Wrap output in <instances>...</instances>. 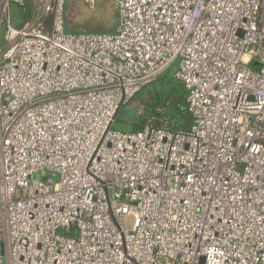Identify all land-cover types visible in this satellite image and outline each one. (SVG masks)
Listing matches in <instances>:
<instances>
[{
    "label": "built area",
    "instance_id": "obj_1",
    "mask_svg": "<svg viewBox=\"0 0 264 264\" xmlns=\"http://www.w3.org/2000/svg\"><path fill=\"white\" fill-rule=\"evenodd\" d=\"M66 1L0 0V264H264V0H114L78 34ZM175 61L192 127L113 130Z\"/></svg>",
    "mask_w": 264,
    "mask_h": 264
},
{
    "label": "trees",
    "instance_id": "obj_2",
    "mask_svg": "<svg viewBox=\"0 0 264 264\" xmlns=\"http://www.w3.org/2000/svg\"><path fill=\"white\" fill-rule=\"evenodd\" d=\"M20 9L27 16L33 14L31 3H27ZM114 15L118 20V8H115ZM132 101L138 102L142 112L132 123L131 132H138L146 125L183 132L188 131L193 125V117L187 109L185 89L169 72L140 91Z\"/></svg>",
    "mask_w": 264,
    "mask_h": 264
},
{
    "label": "rangeland",
    "instance_id": "obj_3",
    "mask_svg": "<svg viewBox=\"0 0 264 264\" xmlns=\"http://www.w3.org/2000/svg\"><path fill=\"white\" fill-rule=\"evenodd\" d=\"M115 8L117 5L114 0H94L93 5H90L86 0H67L64 5V33H112L118 21L114 15ZM22 14V9L12 7L10 18L14 26L23 24L25 19L21 18ZM177 63L178 61H175L168 70L171 76ZM140 113L138 102L131 101L121 108L112 124V129L131 132L132 123Z\"/></svg>",
    "mask_w": 264,
    "mask_h": 264
},
{
    "label": "crops",
    "instance_id": "obj_4",
    "mask_svg": "<svg viewBox=\"0 0 264 264\" xmlns=\"http://www.w3.org/2000/svg\"><path fill=\"white\" fill-rule=\"evenodd\" d=\"M117 24H118V21H117ZM116 28H117V25H116ZM116 28H115L113 31H115V30H116Z\"/></svg>",
    "mask_w": 264,
    "mask_h": 264
},
{
    "label": "water",
    "instance_id": "obj_5",
    "mask_svg": "<svg viewBox=\"0 0 264 264\" xmlns=\"http://www.w3.org/2000/svg\"><path fill=\"white\" fill-rule=\"evenodd\" d=\"M118 113L115 115V118L117 117Z\"/></svg>",
    "mask_w": 264,
    "mask_h": 264
}]
</instances>
